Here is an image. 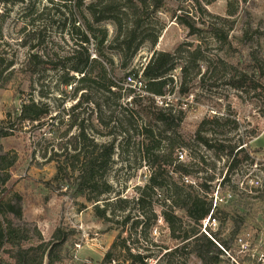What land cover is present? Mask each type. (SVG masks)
Wrapping results in <instances>:
<instances>
[{"label":"rangeland","instance_id":"1","mask_svg":"<svg viewBox=\"0 0 264 264\" xmlns=\"http://www.w3.org/2000/svg\"><path fill=\"white\" fill-rule=\"evenodd\" d=\"M63 1L66 3L64 7L57 0L55 3L50 0H0V59L3 60L2 67L12 62V66L4 72V76L10 74L8 79L5 83H2L4 79L0 80V125H13L14 128L12 135L1 140V147L5 152L18 156L7 189L22 196L23 219L31 229L39 231L42 238L49 239L56 227L65 228L69 233L62 247L64 260L53 264H101L104 254L121 229L124 231L123 236H129L127 244L132 252L149 255L144 260L145 264H163L166 260L164 253L168 251L164 247L174 248L177 242L170 237L161 217L165 198L162 190H156L150 197L151 211L157 215L155 223L147 208L142 212L134 203H130L124 212L116 211L109 221H103L94 212L93 204L83 197L72 196L73 186L65 180L64 171L60 169L57 174V157L47 161L53 152L60 153V148L75 145L70 135L77 133L76 127L66 137L61 136L69 124V116L77 118L79 122L83 120L88 136L93 137L94 141L107 143L112 137L97 126V108L93 102L100 105L103 116L107 117L112 112L114 115L119 114L122 105L129 100L114 99L94 87L88 96L91 103L71 110L78 99L83 97L82 91L73 95L74 86L65 87L62 78L68 71L66 57L78 40L76 34L71 36L69 33L70 22L75 19L76 25L82 26L83 17L78 14L75 0ZM91 1L84 0V3ZM164 3L161 11L147 13L141 20V28L156 31L162 26L158 30L156 44H142L127 68H120L121 58L115 53V44L104 42L101 49L104 55L113 59L114 65H110V68L115 69L119 84L127 87L129 83L126 75L133 77L128 72L140 69L154 51L174 52L185 42L200 45L205 57L200 63L203 80H192L191 70L184 84L189 91L182 95L178 90L182 78L177 68L173 70L174 91L158 100L171 103L174 108L180 107L183 112V119L177 128V134L184 141L179 148L184 154L182 162L188 163L191 155L203 156L206 162V165L200 166L204 167V172L183 178V181L191 183L194 189H198L197 185L203 182L207 183L208 197H212L216 209L222 212V216H233L239 229L248 233L242 235V243L236 241L231 245L229 256L223 257L220 264H249L240 260H244L248 254L263 258L261 253L264 252L259 250L264 248V200L255 196L264 192V99L258 90L233 88L228 84V79L237 71L245 70L241 69L239 62L248 63L250 52L257 57L264 71V0H214L210 4L202 2V11L194 7L193 0H164ZM178 7L188 9L194 18L200 14L203 21L227 32L230 44L222 47L219 41L205 33L201 37L189 35L187 29L172 18V11ZM229 7L234 10L232 15L228 13ZM85 16L88 17L87 14ZM100 26L107 30L110 41L115 33L114 24L105 21ZM234 37H241V41L234 40ZM94 50L95 46L90 44L91 57L96 56ZM32 55L45 61L40 69H34L35 65L28 62ZM218 58L224 59L227 66L214 64ZM214 65H217L215 71L212 69ZM207 66L210 69H206ZM260 81L264 84V76L260 77ZM30 98L46 105L48 114L41 122L20 124L16 113L20 105ZM213 115L227 118L228 124L222 127L210 126L211 130L206 133L222 139L226 144L241 143L247 149L248 158H243L229 169L225 156L218 158L213 149H206L194 138L199 122ZM141 117L138 119H145ZM91 125L96 127L98 133L93 131ZM116 138V153L103 175L112 191L99 196L96 202L99 207L104 206L106 199L127 197L134 200L137 188L147 183L150 173L137 147L141 138L136 133L125 139L124 136ZM123 144L125 150L121 151L119 145ZM63 159L62 156L59 161ZM170 175L177 179V174ZM224 176L227 185H219ZM210 177L212 180H208ZM250 181L258 182L259 191L249 193L244 190L242 185H249ZM233 191L239 199L249 201L245 210L237 209L228 202L235 198ZM127 213L130 219L121 225ZM135 219L142 221L136 230L132 229ZM230 224L231 221L228 228ZM218 225L216 219V223L207 225L206 230L209 233L215 232ZM173 261L175 264H200L193 255L182 250Z\"/></svg>","mask_w":264,"mask_h":264},{"label":"trees","instance_id":"2","mask_svg":"<svg viewBox=\"0 0 264 264\" xmlns=\"http://www.w3.org/2000/svg\"><path fill=\"white\" fill-rule=\"evenodd\" d=\"M55 1L50 0L52 3ZM193 1L195 2L194 7L196 6L197 10L202 11V2L210 4L214 0ZM57 2L64 1L57 0ZM75 2L78 14L83 17V25H76L75 19L70 22L69 33L71 36L73 33L76 34L78 40L66 57L69 65L68 71L62 78V84L70 88L74 86L73 95L82 91L83 97L78 99L71 110L80 109L83 105L91 103L88 96L94 87L103 94L113 96L114 99L126 98L127 100L129 98V100L125 104L123 103L122 111L119 114L114 115L112 112L107 117L103 116L100 105L93 102L97 108V126L106 130V134L112 137L111 141L107 143L94 141L93 137L88 136L83 120L79 122L77 118L69 116V124L61 136L62 138L66 137L76 127L77 133L70 135L75 141V145L72 147L66 145L60 148V153L53 152L47 161H52L55 156L57 157V159L55 158L57 174L60 169L64 171L65 180L70 183V186H73L72 196L74 198L83 197L87 202L93 204L94 212L103 221H109L116 211L124 212L130 203H134L142 212L147 208L155 223L157 215L151 211L150 197L156 190H162L165 193V198L161 217L170 237L177 242L174 248L164 247L168 251L164 253L166 260L163 264H175L173 259L181 250L193 255L200 264H220L223 257L229 256L231 245L236 241L242 243V235L246 236L248 233L239 229L237 220H234L233 216H222V212L216 209L217 205L213 206L212 197H208L209 186L207 183L203 182L197 185L198 189H194L191 183L183 181V178L204 172V167L200 166L206 165L205 159L203 156L191 155V160L188 163L178 161L177 153L184 141L177 134V128L183 119V112L180 107L179 109L174 108L173 104H168L165 101H163V106L157 104V98H162L174 91L173 70L180 69L182 82L178 90L182 95L189 91L184 84H186L191 70L192 80L194 78L203 80L204 74H201L200 63L205 60V57L200 45L185 42L181 43L174 52L154 51L140 69H131L128 72L134 79H139L142 82L141 89L136 93V89L130 85L123 87L119 84L115 69L110 68V65H114V61L111 57L104 55L101 48L104 42L115 44L117 50L115 53L117 52L121 58L119 66L127 68L142 44L145 42H149L151 45L156 44L158 30L162 26L156 31L150 28H141V20L147 13L161 11L165 5L164 0H93L86 4L84 0H75ZM62 6H66V3H62ZM228 13L232 15L233 8L229 7ZM172 18L186 28L189 35L201 37L205 33L219 41L222 47L230 44L227 32H222L213 24L203 21L200 14L195 18L192 17L190 11L185 7H178L172 11ZM105 21H111L115 26L114 37L110 41H108L107 30L100 26ZM233 39L241 41V37ZM90 44L95 46V57H91ZM248 55V63L239 62L241 69L245 70L232 74V77L228 79V84L236 89L242 90L247 87L258 90L264 99V84L260 81V77L264 76V71L257 57L252 52ZM178 60H180L179 63ZM28 62L35 65L34 69H40V65L45 63L44 60H38L35 55L29 57ZM2 63L3 60L0 59V80L4 79L2 83H5L10 74L4 76V72L12 66V62H7L4 67H2ZM213 63L227 66L222 58L216 59ZM217 65H214L213 71L217 69ZM206 69H210V67L207 66ZM128 76L126 75L125 78ZM183 105L187 106L186 103ZM47 114L46 105L30 98L20 105L16 119L20 124L37 123L41 122ZM139 116L145 119L139 120ZM225 124H228V119L223 116L204 117L196 128L194 138L206 149H213L218 158L222 155L225 156L230 166L229 169L236 166L243 158H248V155L246 147H243L241 143L226 144L222 139L206 133L211 130L210 126L222 127ZM12 126L0 125V264L61 263L64 260L62 247L67 242L69 233L65 228L56 227L49 239L42 238L41 233L31 229L23 219L22 196L18 192H11L7 189V184L11 179V170L18 160V156L15 153L5 152L1 147V140L12 135L14 129ZM91 128L95 133H98L96 127L91 125ZM132 133H136L141 138L137 147L150 168L147 183L137 188V196L134 200L131 199L132 201L127 197H116L114 200L106 199L104 206L99 207L96 204L99 196L112 191L111 186L103 179V175L116 153V137L124 136L125 139ZM119 148L124 151V144L119 145ZM62 156L64 159L59 161ZM194 167L196 168L194 169ZM170 173L177 174V179H174ZM208 180H212V177ZM226 180L224 176L219 185L226 186ZM100 186L102 187L100 188ZM242 187L249 193L257 192L260 189L258 182L242 185ZM234 194L233 191V196L236 199H230L228 201L230 205L245 210L249 201L239 199ZM221 195L226 196L223 193ZM255 196L264 200V192ZM210 213L219 221L217 231L209 233L211 237L201 231V221ZM129 219L130 214L127 213L123 216L121 225H125ZM230 221L231 224L228 228ZM141 223V220L135 219L132 229L136 230V227ZM123 232L122 229L118 232L110 248L104 254L101 264H111L112 262L114 264H145L144 260L149 258V255L132 252L127 244L129 236H123ZM259 250L264 251V248ZM261 254L264 257V252ZM261 259L259 256L251 257L248 254L244 260L240 261L242 263L246 261L249 264H263ZM239 263L241 264V262Z\"/></svg>","mask_w":264,"mask_h":264},{"label":"built area","instance_id":"3","mask_svg":"<svg viewBox=\"0 0 264 264\" xmlns=\"http://www.w3.org/2000/svg\"><path fill=\"white\" fill-rule=\"evenodd\" d=\"M126 80L128 81V83H129V85L132 87V88H134V89H141V86H142V82H141V80H139V79H134V78H132V77H130V76H128L127 78H126ZM158 99V98H157ZM160 105H162L163 104V101H161V100H158L157 101ZM166 105V104H165ZM183 152L182 151H178V153H177V158H178V161H182L183 160ZM186 181H187V179H186ZM251 183H254L253 181H250V184ZM256 183V182H255ZM217 200V199H216ZM215 200V201H216ZM216 203H214V205H215ZM213 205V206H214ZM212 213H210L205 219H203L202 221H201V223H202V226H201V231L202 232H204L207 236H209V237H211V235L209 234V232L206 230V227H207V225H214L215 223H216V218L214 217V216H212L211 215ZM75 246L76 247H79L78 246V244H75ZM74 257H75V255H74ZM261 261H262V263L264 264V257L261 259Z\"/></svg>","mask_w":264,"mask_h":264}]
</instances>
